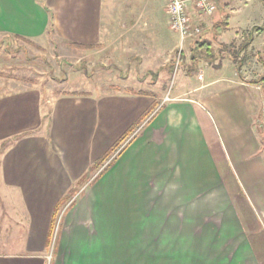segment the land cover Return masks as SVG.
I'll return each instance as SVG.
<instances>
[{
	"label": "crops",
	"instance_id": "crops-1",
	"mask_svg": "<svg viewBox=\"0 0 264 264\" xmlns=\"http://www.w3.org/2000/svg\"><path fill=\"white\" fill-rule=\"evenodd\" d=\"M108 2L0 0V34L144 52L139 34L104 33ZM148 5L159 14L157 54L169 15L166 0ZM244 25L222 43L240 46L261 24ZM248 42L241 73L225 56L170 92L49 95L0 78V231L10 232L0 264H264V94L249 82L264 75V31Z\"/></svg>",
	"mask_w": 264,
	"mask_h": 264
},
{
	"label": "rangeland",
	"instance_id": "rangeland-1",
	"mask_svg": "<svg viewBox=\"0 0 264 264\" xmlns=\"http://www.w3.org/2000/svg\"><path fill=\"white\" fill-rule=\"evenodd\" d=\"M108 1V4H111V0ZM214 1L217 9L211 16H199L194 12L195 10H192L193 22L201 24L203 31L197 37L188 39L183 47L178 33L169 28V21L167 32L164 34L170 36H166L160 49L157 48L159 49L157 54L154 52L152 34H155L156 28L160 27L156 20L159 14L158 16L155 14L153 8L148 5V0H112V6L107 9V14L112 17L111 21L104 22V33L107 28H111L114 29L113 34H139L140 39L137 38V41L144 42L142 44L145 47L144 52L131 50L119 54L118 49H77L62 45L52 37L31 40L0 34V78L7 81L6 89L35 86L41 87L49 95L73 91L87 92L95 89L99 92L114 90L170 92L180 75L186 74L187 71L189 73V69L193 66L198 70L200 64L216 65L225 56L233 58L238 55L237 58L240 59L241 50L253 39V32L256 30L254 27L244 30L242 32L244 38L240 46L237 43L238 39L233 38H228L222 43L219 34H237L235 31L240 26L245 27L244 21L253 20L261 25L264 23L262 0ZM227 13H229V29L223 31L224 33H217L213 24L223 21ZM106 25L109 27L106 28ZM196 41L201 43L197 44ZM203 41L204 45L201 46ZM256 52L257 48L248 51L254 60L258 59ZM261 53L264 55V51ZM193 54L197 57L201 56L197 64L193 61ZM158 61H161L159 71L156 69ZM259 66L264 67V61ZM157 79L163 80L158 87L151 86L150 81H148L150 84H145L146 80ZM68 200L69 198L65 199L60 207ZM1 226L0 248H3L10 232L8 229H3L4 223Z\"/></svg>",
	"mask_w": 264,
	"mask_h": 264
},
{
	"label": "built area",
	"instance_id": "built-area-1",
	"mask_svg": "<svg viewBox=\"0 0 264 264\" xmlns=\"http://www.w3.org/2000/svg\"><path fill=\"white\" fill-rule=\"evenodd\" d=\"M166 7L170 27L178 33L182 47L188 39L197 37L203 31L201 24L193 22L192 10H195L194 12L199 16H211L217 9L214 0H167ZM200 78H202V75H200ZM259 87L264 94V79L259 82ZM164 99H171L170 94L167 93ZM260 121L264 131V102L260 112Z\"/></svg>",
	"mask_w": 264,
	"mask_h": 264
},
{
	"label": "trees",
	"instance_id": "trees-1",
	"mask_svg": "<svg viewBox=\"0 0 264 264\" xmlns=\"http://www.w3.org/2000/svg\"><path fill=\"white\" fill-rule=\"evenodd\" d=\"M263 2H264V0H262ZM228 27H229V16L227 15L226 16V18L223 20V21H221V22H215L214 24H213V28L215 29V31L217 32V33H222L223 31H225V30H227L228 29ZM254 29L256 30V31H264V24L263 25H260V26H254ZM250 34H252V32L250 33ZM196 43L198 44V43H201V41H196ZM206 43H208V42H205V44ZM248 43L249 42H247L246 44H245V47H247L248 46ZM201 46H203L204 45V41H203V43L202 44H200ZM72 46H74V47H76V48H83V49H89V48H91V47H93L92 45H90V44H80V43H73L72 44ZM244 47V48H245ZM234 56V55H233ZM236 56V57H235ZM234 57H233V59L235 60V62L238 64L237 66H238V70H239V72H240V67H241V61H240V59H238L237 58V56L238 55H235ZM199 57H201V56H198L197 57V55L196 54H193V56H192V58H193V61L195 62V64H197L198 62V59H199ZM197 70V68L195 67V66H193V67H191L190 69H189V73H194L195 71ZM241 73V72H240ZM241 77L244 79V77L241 75ZM264 79V75L263 76H261V77H259V78H257V79H254V80H249V82H253V83H258V82H260V81H262ZM136 92H138V93H141V94H150V92H148V91H144V90H140V91H136ZM66 93H68V92H66ZM69 93H73V94H79V93H88V92H77V91H73V92H69ZM157 105H158V103H153V105H152V107L149 109V110H147V112L143 115V117H148V115L153 111V109H155L156 107H157ZM133 129V128H132ZM131 129V130H132ZM131 130H129V131H127L123 136H121L120 138H119V140L112 146V148H111V150L110 151H108L99 161H98V165L99 164H101L105 159H107L110 155H111V153H113V152H115L116 150H117V148L120 146V144L127 138V136L131 133ZM65 199H67V197L65 198H63V199H61L59 202H58V204H57V208H56V210H58L59 208H60V206L63 204V202H64V200Z\"/></svg>",
	"mask_w": 264,
	"mask_h": 264
}]
</instances>
